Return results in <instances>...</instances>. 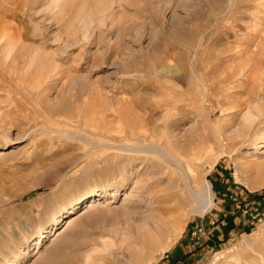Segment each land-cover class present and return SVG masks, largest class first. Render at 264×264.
<instances>
[{"label": "rangeland", "instance_id": "374dc122", "mask_svg": "<svg viewBox=\"0 0 264 264\" xmlns=\"http://www.w3.org/2000/svg\"><path fill=\"white\" fill-rule=\"evenodd\" d=\"M0 19V264H264V0H0ZM135 118L190 180L128 150Z\"/></svg>", "mask_w": 264, "mask_h": 264}, {"label": "bare ground", "instance_id": "6f19581e", "mask_svg": "<svg viewBox=\"0 0 264 264\" xmlns=\"http://www.w3.org/2000/svg\"><path fill=\"white\" fill-rule=\"evenodd\" d=\"M13 28H12V26L9 23H7L5 21H2L0 19V39L1 40H4V39L7 40V38L11 37L15 33V30ZM9 40H7L6 42L7 43L10 42ZM262 41H263V43L260 42V44L257 46L258 47L257 48L258 51L261 49V47H264V46H261L262 44L264 45V40H262ZM8 57H9V50L3 56V58L0 59V66L2 68H4L5 64H6V67L8 66L7 71L11 74V72H13L11 70V68H10L11 67V63H10L11 58H8ZM3 64H4V66H3ZM58 113H59V109H55V110L51 109L50 111H48V114L50 115V117L55 119V120H57V121H70V117H67L66 115L65 116H61ZM82 114H84V113H82ZM90 116H91V114H90ZM78 119L80 121V117ZM88 120H89V118L87 119V121ZM101 120H103V119H101ZM82 121H83V119H82ZM126 122H127L128 132L125 133L123 136L126 137L125 139L135 141V143H136V144L135 143L130 144L132 146V147H130L128 149V150H130V152L133 151V152H136V153H146L147 155L149 153L158 154L162 158V161L155 163V170L157 172L163 173V174L164 173H168L170 165L173 166V167L174 166L175 167L176 166H180L181 169H184V172H185L186 176H188L187 179L188 180L191 179V177H190L191 165L188 164L187 161L183 159V155L175 153L173 145L171 143H169V141H168V139L166 138L165 135L160 134V133H158V132H156L154 130V122H153V120L145 119V118H135L134 121L126 120ZM80 123H82V122H80ZM77 124H76V126H77ZM103 130H105V129H103ZM3 147H5V146H3ZM193 154L196 156V159L199 158L198 152H194ZM154 171H153V173H154ZM154 182H156V181H154ZM135 184L137 185L138 181H136ZM166 190H167V187L165 185L160 187V188H156L155 189V193H157L156 199L154 201V202H156L155 204H157V203L161 204L163 201L168 199L170 196L172 197L173 194L168 193ZM195 193H197V197L204 202L203 207H206L207 206V202L211 201V196H210L211 190H210L209 183L206 182L202 186L200 185L195 190ZM91 196L92 195H88L87 197H91ZM195 199L197 200L196 197H195ZM154 207H156V206H154ZM156 211L159 213V215L161 217L162 215L174 213L175 212V208H169V206H159V207L157 206ZM157 223H159V222H157ZM162 223H163V225H162L163 230H165V231H168V228L173 226V224H174L173 220H171V219H168V220L166 219V221L162 222ZM158 226H161V224L159 223ZM160 231H161V228L156 229L157 233H159ZM162 236L163 235H160V237H162ZM155 242H159L157 237H155L154 240H152L150 243L153 244Z\"/></svg>", "mask_w": 264, "mask_h": 264}]
</instances>
